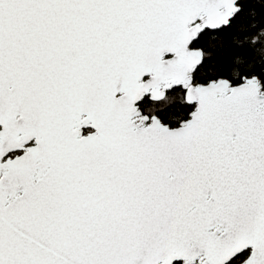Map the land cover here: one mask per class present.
Returning <instances> with one entry per match:
<instances>
[{"label":"snow or ice","instance_id":"snow-or-ice-1","mask_svg":"<svg viewBox=\"0 0 264 264\" xmlns=\"http://www.w3.org/2000/svg\"><path fill=\"white\" fill-rule=\"evenodd\" d=\"M264 0H0V264H264Z\"/></svg>","mask_w":264,"mask_h":264},{"label":"trees","instance_id":"trees-1","mask_svg":"<svg viewBox=\"0 0 264 264\" xmlns=\"http://www.w3.org/2000/svg\"><path fill=\"white\" fill-rule=\"evenodd\" d=\"M262 39H264V37H262Z\"/></svg>","mask_w":264,"mask_h":264}]
</instances>
